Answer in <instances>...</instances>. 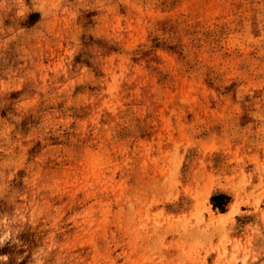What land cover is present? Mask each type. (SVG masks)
Returning <instances> with one entry per match:
<instances>
[{"label": "rangeland", "instance_id": "rangeland-1", "mask_svg": "<svg viewBox=\"0 0 264 264\" xmlns=\"http://www.w3.org/2000/svg\"><path fill=\"white\" fill-rule=\"evenodd\" d=\"M0 264H264V0H0Z\"/></svg>", "mask_w": 264, "mask_h": 264}]
</instances>
